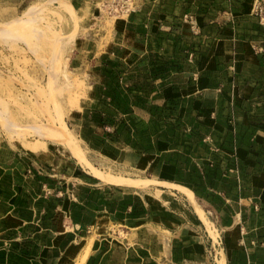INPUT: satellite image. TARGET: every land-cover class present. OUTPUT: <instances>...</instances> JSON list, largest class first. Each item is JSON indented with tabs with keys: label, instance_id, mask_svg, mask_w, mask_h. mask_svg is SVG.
Listing matches in <instances>:
<instances>
[{
	"label": "crops",
	"instance_id": "1",
	"mask_svg": "<svg viewBox=\"0 0 264 264\" xmlns=\"http://www.w3.org/2000/svg\"><path fill=\"white\" fill-rule=\"evenodd\" d=\"M78 1L92 19L108 0ZM252 2L138 0L91 56L108 87L76 124L92 163L182 188V209L0 141V264H67L89 245L83 264H212L205 220L224 264H264V26Z\"/></svg>",
	"mask_w": 264,
	"mask_h": 264
},
{
	"label": "rangeland",
	"instance_id": "2",
	"mask_svg": "<svg viewBox=\"0 0 264 264\" xmlns=\"http://www.w3.org/2000/svg\"><path fill=\"white\" fill-rule=\"evenodd\" d=\"M79 2L0 0V141L27 153H56L110 184L152 187L147 190L182 209L172 193L182 188L146 180L148 173L100 169L92 163L95 155L83 143L76 124L99 101L101 89H108L91 56L97 45L111 40V26L120 18L108 15L103 3L101 12L91 19ZM98 24L109 26V32L99 30ZM109 73L102 75L113 80ZM141 82L135 83L142 87ZM113 83L111 88L118 84ZM135 83L123 81L126 89ZM156 188L166 192L161 196ZM205 221L209 250L213 246L212 264H224L217 227ZM89 248L85 253L74 252L67 264H83ZM216 253H222L219 261H215Z\"/></svg>",
	"mask_w": 264,
	"mask_h": 264
},
{
	"label": "built area",
	"instance_id": "3",
	"mask_svg": "<svg viewBox=\"0 0 264 264\" xmlns=\"http://www.w3.org/2000/svg\"><path fill=\"white\" fill-rule=\"evenodd\" d=\"M138 0H108L104 4L108 15L115 18H127L135 11ZM250 13L257 17L258 21L264 26V0H253ZM192 21L190 16L187 17ZM194 31L196 26L193 25ZM257 52L264 59V44L256 46Z\"/></svg>",
	"mask_w": 264,
	"mask_h": 264
},
{
	"label": "bare ground",
	"instance_id": "4",
	"mask_svg": "<svg viewBox=\"0 0 264 264\" xmlns=\"http://www.w3.org/2000/svg\"><path fill=\"white\" fill-rule=\"evenodd\" d=\"M6 26V25H5ZM10 26V25H9ZM1 28V27H0ZM4 28V27H3ZM7 30V29H6ZM201 207V206H200ZM203 214V213H202Z\"/></svg>",
	"mask_w": 264,
	"mask_h": 264
}]
</instances>
